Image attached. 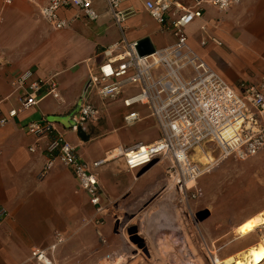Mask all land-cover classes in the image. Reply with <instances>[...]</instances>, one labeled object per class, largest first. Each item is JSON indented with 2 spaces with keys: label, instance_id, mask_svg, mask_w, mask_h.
<instances>
[{
  "label": "crops",
  "instance_id": "obj_1",
  "mask_svg": "<svg viewBox=\"0 0 264 264\" xmlns=\"http://www.w3.org/2000/svg\"><path fill=\"white\" fill-rule=\"evenodd\" d=\"M147 1L153 0H126L121 4L122 10L131 12L123 25V35L129 42L147 39L155 50L172 45L171 34L164 32L146 11ZM174 1L183 7L193 2ZM94 5L100 15L96 22L81 19L71 28L54 31L26 0H11L8 5L0 0V115L18 109L21 92H15L12 84L27 71L42 79L55 76L61 96L60 102L46 97L36 107L18 111L16 117L0 127V209L4 212L0 220V264H26L31 249L47 248L54 242L56 233L66 240L80 241L77 234L80 227L87 225L86 219L97 217L88 197L77 191L69 170L56 162L40 177L47 163V140L38 141L30 136L26 131L28 124L44 118L76 146L82 160L92 163L107 159L98 174L105 208L107 198L108 202H116L138 192L140 181L146 176L155 174L159 179L164 176L166 161L154 162L140 175L143 170L129 172L123 160L116 158L118 147L147 142L112 139V134L103 139L89 137L90 129L98 127L106 107L113 101L101 104L93 98L100 109L99 120L90 124L85 133L71 128V114L79 100L86 97L88 74L100 63L96 52L122 37L102 0H95ZM186 33L190 48L233 88L238 89L236 84L242 80L258 77L256 84L264 77V0H241L225 12L206 8L202 20L194 21ZM134 91L126 90L129 94ZM118 101L122 105L121 98ZM122 109L123 123L128 109L123 105ZM155 127L158 131L156 123ZM32 146L34 153L29 152ZM104 212L98 216L102 219L101 226ZM101 226H94L100 237ZM261 247L262 242L228 256L238 257L242 251Z\"/></svg>",
  "mask_w": 264,
  "mask_h": 264
},
{
  "label": "built area",
  "instance_id": "obj_2",
  "mask_svg": "<svg viewBox=\"0 0 264 264\" xmlns=\"http://www.w3.org/2000/svg\"><path fill=\"white\" fill-rule=\"evenodd\" d=\"M26 1L37 8L41 19L54 31L71 28L81 19L92 23L100 17L95 0ZM125 1L102 0L122 37L96 52L100 63L88 74L86 97L79 100L71 114V128L85 133L90 124L99 120L100 109L93 98L101 104L121 98L122 105L128 109L123 116L125 127L143 119L134 107L147 109L158 128V139L118 147L116 158L123 160L129 172L144 170L159 160L166 161V185L179 194L182 204L188 205L203 196L197 185L203 171L193 159L203 145H214L221 160L236 161L254 157L264 148V77L256 84L233 88L190 48L186 33L194 21L202 20L206 8L225 12L241 0H193L188 7L174 0L147 1L145 9L150 17L173 38L172 45L154 49L147 56L139 54V42H129L123 35V25L131 14L130 10L120 8ZM10 2L5 0L6 5ZM12 85L15 92H21L18 109L0 115V127L7 125L18 111H28L46 97L61 101L55 76L42 79L27 71ZM127 89L135 91L129 94ZM26 131L38 141L47 140V163L40 177L56 162L69 170L77 191L88 197L97 216L89 223L99 228L102 219L98 216L105 210V196L98 174L107 159L92 163L82 160L76 146L44 118L28 124ZM29 152L34 153L35 147H30ZM3 217L0 209V220ZM65 242V236L54 234V242L47 248L31 249L26 264H54L53 255Z\"/></svg>",
  "mask_w": 264,
  "mask_h": 264
},
{
  "label": "rangeland",
  "instance_id": "obj_3",
  "mask_svg": "<svg viewBox=\"0 0 264 264\" xmlns=\"http://www.w3.org/2000/svg\"><path fill=\"white\" fill-rule=\"evenodd\" d=\"M257 79L242 80L236 88ZM133 110L143 119L125 127L121 103L111 102L89 137L112 134V139L157 140L159 132L149 112L143 107ZM193 159L203 171L197 181L203 192L199 200L182 204L179 194L167 187L165 172L161 179L148 175L140 181L138 192L116 202L106 199L102 237L86 219L87 225L77 232L81 240L69 239L58 247L54 264H213V256L222 262L240 249L261 243L264 227L253 230L244 221L264 211V148L245 161L221 160L215 146L205 144Z\"/></svg>",
  "mask_w": 264,
  "mask_h": 264
},
{
  "label": "bare ground",
  "instance_id": "obj_4",
  "mask_svg": "<svg viewBox=\"0 0 264 264\" xmlns=\"http://www.w3.org/2000/svg\"><path fill=\"white\" fill-rule=\"evenodd\" d=\"M117 151V152H116ZM116 156L118 149L115 150ZM241 197L243 196L240 194ZM248 224L253 230L264 227V211L253 215L249 220ZM263 247L259 249H249L248 251H242L238 257H228L224 261H220L218 257L213 256V264H263L264 263V240L262 241Z\"/></svg>",
  "mask_w": 264,
  "mask_h": 264
},
{
  "label": "water",
  "instance_id": "obj_5",
  "mask_svg": "<svg viewBox=\"0 0 264 264\" xmlns=\"http://www.w3.org/2000/svg\"><path fill=\"white\" fill-rule=\"evenodd\" d=\"M138 51H139V54L141 56H147V55H150V54H152L154 52V48L151 45L150 41L147 40V39H145V40H142V41L139 42V44H138ZM149 167L145 168L140 173V175H142L144 172H146Z\"/></svg>",
  "mask_w": 264,
  "mask_h": 264
}]
</instances>
